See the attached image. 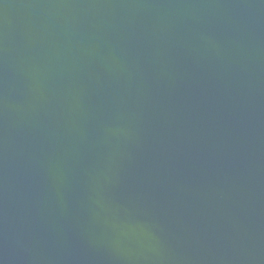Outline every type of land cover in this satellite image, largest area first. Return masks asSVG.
I'll return each instance as SVG.
<instances>
[{
	"label": "water",
	"instance_id": "obj_1",
	"mask_svg": "<svg viewBox=\"0 0 264 264\" xmlns=\"http://www.w3.org/2000/svg\"><path fill=\"white\" fill-rule=\"evenodd\" d=\"M0 264H264V0H0Z\"/></svg>",
	"mask_w": 264,
	"mask_h": 264
}]
</instances>
